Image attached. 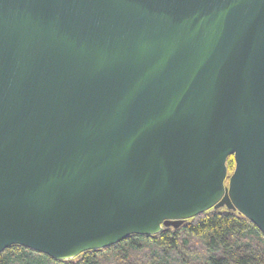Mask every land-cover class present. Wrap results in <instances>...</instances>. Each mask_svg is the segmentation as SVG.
<instances>
[{
  "label": "water",
  "instance_id": "95a60500",
  "mask_svg": "<svg viewBox=\"0 0 264 264\" xmlns=\"http://www.w3.org/2000/svg\"><path fill=\"white\" fill-rule=\"evenodd\" d=\"M221 209L264 235V0H0V254Z\"/></svg>",
  "mask_w": 264,
  "mask_h": 264
},
{
  "label": "trees",
  "instance_id": "16d2710c",
  "mask_svg": "<svg viewBox=\"0 0 264 264\" xmlns=\"http://www.w3.org/2000/svg\"><path fill=\"white\" fill-rule=\"evenodd\" d=\"M232 174L233 157L227 159ZM0 264H264V235L237 212L210 210L178 229L156 236H130L100 251L67 262H56L12 246L0 254Z\"/></svg>",
  "mask_w": 264,
  "mask_h": 264
}]
</instances>
